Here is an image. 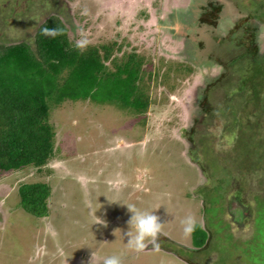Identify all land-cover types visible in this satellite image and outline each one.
<instances>
[{
  "label": "rangeland",
  "instance_id": "obj_1",
  "mask_svg": "<svg viewBox=\"0 0 264 264\" xmlns=\"http://www.w3.org/2000/svg\"><path fill=\"white\" fill-rule=\"evenodd\" d=\"M49 16L73 43L83 35L88 46L115 42L113 56H140L149 105L140 114L102 96L50 104L54 155L40 169L0 172V264H102L111 255L123 264H264V207L242 220L232 203L223 211L227 191L212 196L217 176L225 188L245 179L232 162L239 154L258 167L246 139L224 129L237 110L243 119L235 90L264 54V0H0V44L33 49ZM204 140L213 152L203 173L194 157L202 160ZM34 183L49 189L43 218L19 206V186ZM127 205L160 218L158 250L128 247ZM189 214L207 233L200 249L183 234Z\"/></svg>",
  "mask_w": 264,
  "mask_h": 264
},
{
  "label": "trees",
  "instance_id": "obj_2",
  "mask_svg": "<svg viewBox=\"0 0 264 264\" xmlns=\"http://www.w3.org/2000/svg\"><path fill=\"white\" fill-rule=\"evenodd\" d=\"M45 27L62 29L63 34L56 37L42 35L41 30ZM115 45L112 42L87 46L81 51L69 40L67 28L56 16H49L36 28L33 49L23 41L0 44L1 173L27 166L40 169L54 155V132L48 123L50 104L57 105L65 100L97 102L102 96V102H118L140 114L146 111L149 97L142 83L143 61L132 52L120 58L113 56ZM116 51H120L119 46ZM108 61L109 67L105 65ZM251 63L254 67L250 72L247 70L235 90L243 100V119L237 110V115L230 118L224 130L236 131L237 138L246 139L244 148L251 159L258 162L254 164L258 167L256 170L249 168L248 155L239 154V158L232 162L245 177L243 182L238 184L234 177L225 188L217 176L212 189V196L219 190L227 191L222 192L225 195L223 211L232 203L242 212V220L258 212L257 206L264 207V84L258 82L260 79L264 81V54L261 58H253ZM207 143L206 140L199 142L202 160L194 157L203 173L208 153L213 152ZM203 144L206 149L201 153ZM216 167L222 174L223 165L217 164ZM248 175H253L257 181L255 186L249 185ZM248 186L254 189L246 191ZM17 191L19 206L25 213L37 218L46 217L45 201L49 195L46 184H23ZM206 238V231L198 226L191 235L192 248L200 249Z\"/></svg>",
  "mask_w": 264,
  "mask_h": 264
},
{
  "label": "clouds",
  "instance_id": "obj_3",
  "mask_svg": "<svg viewBox=\"0 0 264 264\" xmlns=\"http://www.w3.org/2000/svg\"><path fill=\"white\" fill-rule=\"evenodd\" d=\"M83 32V30H81ZM41 34L45 36L56 37L62 35V29L45 27L41 30ZM90 41L86 36L82 35V38L77 40L75 47L81 51L86 50ZM128 211L132 214L128 225L134 228L135 232L127 231V245L131 250L136 252L144 251L148 246H151L158 250L160 244L158 242V236L162 231L163 223L160 222V218L154 214V212L138 210L135 205H127ZM100 224H104V221L99 220ZM183 227V234L186 237H190L197 229L198 223L194 215H187L181 221ZM106 226V224H105ZM202 226V225H200ZM147 242V243H146ZM102 264H123L122 258L118 255L107 256L103 259Z\"/></svg>",
  "mask_w": 264,
  "mask_h": 264
},
{
  "label": "flooded vegetation",
  "instance_id": "obj_4",
  "mask_svg": "<svg viewBox=\"0 0 264 264\" xmlns=\"http://www.w3.org/2000/svg\"><path fill=\"white\" fill-rule=\"evenodd\" d=\"M118 47V46H117ZM116 47V48H117ZM116 48H114V50H116ZM130 53V52H129ZM123 55V53L121 52V54H120V56H117V55H115L117 58H120L121 56ZM136 56H138L137 54H136ZM138 57H140V56H138Z\"/></svg>",
  "mask_w": 264,
  "mask_h": 264
}]
</instances>
